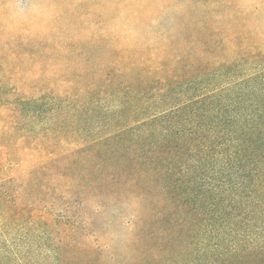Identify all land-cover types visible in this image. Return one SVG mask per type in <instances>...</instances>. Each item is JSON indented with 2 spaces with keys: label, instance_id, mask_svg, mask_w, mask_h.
Wrapping results in <instances>:
<instances>
[{
  "label": "rangeland",
  "instance_id": "rangeland-1",
  "mask_svg": "<svg viewBox=\"0 0 264 264\" xmlns=\"http://www.w3.org/2000/svg\"><path fill=\"white\" fill-rule=\"evenodd\" d=\"M189 8L202 11L203 39L214 57L212 87L205 71L203 92L213 88L218 106L226 101L250 106L247 119L260 121L264 129V0H0V89L9 91L7 95L13 100L29 79L34 90L41 89L44 96L42 117L27 124L28 140L22 145L16 143L19 132H9L11 107L1 109L0 136H11V152L19 151L21 158L4 155L0 183L36 170L35 184L41 195L50 189L61 204L68 201L71 205L67 217L72 225H64L68 222L61 218L54 227L23 220L19 226L7 223L4 228L0 221V264H62L72 245L88 233L101 247L102 264H131L126 255L131 235L127 221L135 220L136 232L140 231L144 203L137 205L141 207L138 212L127 205L140 199L143 190L160 199L166 183L159 178L156 164H151L152 158L145 156L162 134L149 131L147 126L145 132L141 125L115 132L116 126L132 120L131 107L136 101L131 99V92L111 97L108 90L106 95L103 91L107 84L102 82L101 72L111 61L109 76L115 81L130 79L129 75L146 78L137 66L140 58L136 54L144 44L128 49L136 46L133 42L137 39L143 42L135 18L139 14L138 24L152 26V34L146 37L154 40L153 33L157 32L159 39L166 32L165 25L171 29L174 17ZM159 12L165 13L157 19L155 14ZM86 33L91 36L85 37L84 45L76 35L84 37ZM124 37L132 41H120ZM111 39L116 43H112L115 51H126L119 53L118 60L110 48ZM61 43L70 50L57 52ZM89 46L97 48L102 56L106 48L111 54L109 60L89 62L84 74L74 65V59L81 56L78 51ZM40 49L44 65L29 74V53ZM128 55L137 56L133 58L137 62L125 69L121 59ZM51 61L58 66H52ZM16 72L25 76L20 79ZM88 82H94L96 89L85 96L82 88ZM87 102V106L82 105ZM158 205L152 211L165 209ZM215 251V246L210 248L209 259ZM172 252L176 254L178 249ZM186 252L182 264H200L202 258H208L203 253L201 260L196 259L195 247Z\"/></svg>",
  "mask_w": 264,
  "mask_h": 264
},
{
  "label": "trees",
  "instance_id": "trees-1",
  "mask_svg": "<svg viewBox=\"0 0 264 264\" xmlns=\"http://www.w3.org/2000/svg\"><path fill=\"white\" fill-rule=\"evenodd\" d=\"M163 13H156L155 18ZM201 13L195 8L180 11L173 19V27L170 29L165 25L166 32L158 36L159 39H156L157 32L153 33L154 40L150 35L146 37L152 26L138 24L141 20L138 14L135 19L143 42L137 39L133 42L136 46L128 49L144 44L136 54L140 58L137 66L147 74L146 78L136 79L129 75L130 79L115 81L109 76L112 74L108 67L111 61L105 63L101 72L102 82L107 84L103 91L106 95L108 90L111 97L116 93L131 92V99L136 101L135 107H131L132 120L122 127L116 126L115 132L134 126L137 129L141 125L162 134L145 156L152 158L151 164H156L159 178L166 183L160 190V199L155 200L152 193L143 190L145 193H140V199L127 205L138 212L141 207L137 205L144 203L140 231L136 232L135 220L127 221L132 236L126 255L131 264H182L188 248L194 250V247L196 259L201 260L204 254L208 257L202 258L200 264H264V129L260 121L247 119L250 106L230 101L218 106L213 88L203 92L205 71L210 76V86L213 81L214 57L212 50H206L208 44L202 35ZM89 36L88 33L84 37L76 35L84 45L87 44L85 37ZM128 40L131 39L124 37L120 41ZM112 43L116 44L111 39L109 45L118 60L121 58L119 53L126 51H115ZM69 50L65 43L57 46V52ZM97 50L89 46L78 51L81 56L74 59V65L80 72H85L89 62L96 64L102 59H110L111 51L107 48L105 56ZM37 52L29 53V74L44 65L39 57L42 49ZM123 57L125 69L134 65L133 61L137 62L132 56ZM116 63L119 65L120 62ZM51 65L58 66V63L51 61ZM17 75H21L20 79L25 76L16 72ZM34 89L35 85L28 79L13 100L7 95L9 91L0 89V111L11 107L13 123L9 124V132H19L16 139L19 145L28 140L27 124L42 117L44 96L41 89ZM90 89H96L94 82H88L82 88L85 96ZM11 146V136L1 135L0 162L4 155L21 158L19 151L11 152ZM35 175L36 170H29L0 183V221L4 228L7 223L19 226L23 220L54 227L63 218L68 222L64 225L70 224L67 217L71 209L69 202L61 204L50 189L42 196L35 184ZM158 204L165 209L152 211ZM97 205H100L99 201ZM213 246L216 254L209 259V250ZM72 247L61 260L62 264H102L101 247L94 235L84 234ZM175 248L178 249L176 254L172 252Z\"/></svg>",
  "mask_w": 264,
  "mask_h": 264
}]
</instances>
